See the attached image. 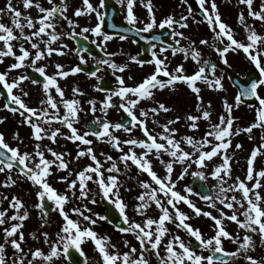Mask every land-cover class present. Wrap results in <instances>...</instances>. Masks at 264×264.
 Instances as JSON below:
<instances>
[{"label":"snow or ice","instance_id":"snow-or-ice-1","mask_svg":"<svg viewBox=\"0 0 264 264\" xmlns=\"http://www.w3.org/2000/svg\"><path fill=\"white\" fill-rule=\"evenodd\" d=\"M120 3H124V0H119ZM184 4H188V0H182ZM199 8L203 12L204 19L208 23L209 27L215 33V39L222 41L223 38H227L229 43L223 48H216V51L219 53L220 57L223 59L225 53L229 50H243L244 53L249 55L250 60L255 64L256 68L260 71V76L264 77V64H262L260 59V52L257 50L256 54H253L250 50L258 49V45L264 43V35H260L256 32L255 28L245 23V17L243 11L240 12L239 21L244 26L245 32L247 33V43L238 41L234 38L233 30L229 25L224 23L221 19V15L218 9V6L215 0H197ZM48 3L51 4V7L41 6L39 0H22L23 8L29 9L35 7L38 9L39 16L36 20L30 15H22V12L18 7H14L12 0H7V3L4 8H0V14L5 12L11 16V24L8 25L4 22H0V42H2V47H0V62L3 61L5 57H14L15 63H12L9 66L8 71L0 72V85L3 89L7 91V101L12 104L18 105V107H10L9 103L6 102L4 107L9 109L13 113H19L22 117V123L29 124L33 129V137L37 141L35 145V151L32 153L23 152L21 153L18 147H11L7 142H5L3 133H0V172H5L6 170L11 173V170L14 167L18 168L19 174L24 178L31 181L34 186L38 187L37 197L38 203L35 205L37 209L41 212V218L45 219L48 216V209L45 205V200L51 201L55 207L52 210L59 211L60 215L64 220V224L56 234V239L50 243V249L47 253H44L41 249L37 248L34 251H31L32 259L27 261V264H34V261L37 258H42L43 261L51 262L54 258H60L63 256L64 259L69 260L70 262V250H75L80 256H84L81 245L85 239H91L94 242V245L100 254L103 264H149L148 259L145 257V252L150 251L157 256L160 261V264H203L204 261L207 264H213L215 253H223L224 250L221 247L222 238H230L234 241L239 242V247L235 252L226 253V255L235 257L242 252L245 254L244 258L249 262V264H261V261L255 259L254 257L247 255V252L254 247L252 236L248 233H259L260 240L264 243V207L261 206L264 202V197L260 195V192L257 191L264 185L261 184L260 178L264 177V169L255 173V182L251 187L247 186V181H252L254 179V161L261 150L264 149V143H262L258 148H254L248 158V168L245 180H240L239 177L236 178V181L229 185L227 188L224 187L225 179L224 177H230L231 168L230 161L232 157L227 153V150L231 146V138L234 135H239L241 132H246L251 134L253 128H264V97H261L257 89L260 86H264V78L257 79L252 81L250 87L243 88L240 93L235 97V106L243 102L242 97H255L259 106L256 108L257 118L256 121L245 128H236L235 131H232L234 120L236 119L232 115L233 105L225 101V108L227 114L221 115L219 117V122L216 124H210V130L206 132L205 136L201 140H195L192 136H184L181 139L190 146L193 151H185L181 147L179 140L175 138V133L177 132L176 128L170 127L177 121L180 117L177 116L175 119H170L166 124L161 125L163 132L159 136L152 134L146 124L147 119L149 118V113L152 116L157 115L159 112L163 111L165 113L169 112L171 109L165 106L164 103H157V106L150 109L139 110V116L134 112V109L137 107L139 102L142 99H152L153 98V89L162 90L166 87H173L177 82H183L188 85L193 93L196 94L199 108V102L201 101L200 97V88L196 86L197 81L205 82L210 88L215 87L222 89L223 85L221 83V78H214L209 80L208 76L205 74L206 67L209 66V61L204 60L201 63V54L195 48L193 42L189 47H176L173 48L171 45H168L167 48H161L160 52L164 53L171 48L172 54L183 53L185 60L189 57L200 64L201 66L191 75L184 74L185 69L183 65H177L176 68L169 72L167 70V65L165 63L166 57L161 58L157 55L155 51L152 52V63H154L155 70L152 74L145 77L142 82L138 83L135 86H126L124 79L122 77L118 78L119 88L116 90L108 91L104 88H101L99 85L96 86V90L106 92L105 98L100 102V112L107 115V110L109 108L117 107L118 110H123L130 117V125L127 126L123 123H111L106 119H101V117H96L91 123L93 125H99L98 130H92L89 132H84L80 134L78 129L74 127V122H77L79 119L78 112L82 111L80 108V100L76 99V96L83 95V92L80 91L78 87L72 88L73 98L65 99L64 91L58 84L57 78H67L69 75L76 74L81 72L83 69L77 65L73 66L69 70H64L63 65L57 63L55 68L57 71L53 75H47L45 73V66L35 67L36 62L47 56H52L53 53L58 55H63V48H66L67 45L61 47L53 48L51 45L58 41L61 35H67L72 39H75L78 35L82 36L85 32H92L96 36H102L103 41H110L113 39L112 35L107 34L102 30V26L105 21V13L100 9L105 7V0H99L98 7H94L90 0H83L84 7L78 8L75 10V16H81L84 14L95 13L97 18V23L94 27L83 28L80 33L75 31V21L68 19L67 23L72 26V31L66 33H58L56 31V21L60 18L67 19L65 16L67 10V4L65 0H61L60 3H54L53 0H48ZM141 3L147 8L149 20L147 23H144L143 28L136 29L133 27V31H143L148 32L154 27L164 28H173L174 25L179 28H187L188 16H181L179 19L174 18L172 15H168L159 23L155 18L153 11V6L151 0H141ZM239 4H243L247 7L248 17L253 18L254 20H259L264 23V0H261L258 10H254L253 4L254 0H238ZM208 5L207 7L205 5ZM134 0H127V15L125 19L130 25L135 26L137 23V17L133 12ZM189 15L192 12L191 6L188 7ZM24 20L25 23H22L21 20ZM38 25V27H37ZM115 27V25H113ZM25 28L32 29L28 34L25 33ZM18 30V35L16 31ZM51 30V31H49ZM174 36H179L183 38L184 33L174 31ZM47 36L46 40H42V37ZM87 39V37H84ZM120 40L126 39L125 36H119ZM14 41H19V55L14 51ZM27 42L30 44V48L34 51V55L30 52L29 49L24 47V43ZM40 43H44L45 50H41ZM95 43V41H93ZM176 43L179 45L180 41L177 40ZM201 44H207V40H201ZM103 49V45H98ZM155 47V46H153ZM81 51H86V49H81ZM115 53H106L108 58L99 60V64L107 65L109 68L114 71L123 72L128 67L127 64L118 65L114 61H111V56ZM31 59V64L29 66L35 68V71L40 73L43 77L42 88L45 93L46 99L40 101L41 105H47L41 110L29 107L23 100L21 95L14 94L13 90L19 88L22 81L29 79L26 75H20L17 78L8 80V72L13 69H19L25 67V61L29 58ZM81 62L84 61V57L80 56ZM130 60L136 62L139 65H143V60H138L137 56H131ZM227 63V60H224ZM215 65H211V69L215 70ZM99 71V68L97 69ZM97 71L88 73L91 77H96L97 80H100V77L97 76ZM167 77V80H162L160 76ZM131 78V77H130ZM33 84L37 83V80H32ZM54 87L56 93L59 94L60 103L65 109L64 114L59 115V108L57 102L54 100L51 95L50 89ZM129 94L135 97L129 98ZM4 95L3 92H0V96ZM23 96H27V92L22 93ZM113 97H118L120 100L119 105L112 103ZM90 106V111L92 113L96 112V101L89 100L87 102ZM251 107V105H249ZM49 107L55 110L51 115L49 114ZM39 119L40 117L44 118L43 123L51 124L52 121H58L62 125L66 126L70 130V134L66 137L72 141H79L83 145H92L93 141L87 139L89 135H92L97 138V140H106L108 143H111L115 148L120 149L121 143L139 146L144 151L137 155L136 152L129 149V152L123 153L120 157V160L125 163L131 161L140 171L147 173L151 181L157 186L153 187L147 181L141 182V187L147 191L141 193L137 200L139 203L136 206L137 212H143L150 207V202H154L156 207L160 209V215L158 219H153L151 217L147 218L144 224L137 223L135 221H130L129 217L125 213L127 205L122 201L119 196V177L111 173H119L120 169L117 167V164L113 162L111 167L106 169L110 175L107 177L104 176L102 171L101 162L97 159V156L93 152L92 147H88L86 150L82 149L77 152L76 158L84 157L85 155L89 156L90 159L94 162L89 164L82 170L76 173V179L68 181V176L72 175L71 170H69V164L64 159L66 153H59L54 151L51 148L45 146V149L42 150L41 144L39 143L43 139L47 138L55 143L57 135H63L60 132V128L55 130L48 131L42 127L41 123L33 122V118ZM208 120L210 118V112L204 110L201 116L197 115H188L187 122L188 127L191 129H196L198 127L197 121L199 119ZM153 123H156L153 120ZM139 127L140 130L144 133L146 139L137 140L135 138L124 140L123 142L113 134L115 130L123 129L125 132H131L133 128ZM209 137L214 138L216 143L213 144ZM18 138V134H17ZM158 139L163 142H158ZM249 139H252V136L249 135ZM261 140L264 141V136L261 137ZM212 144V147L208 151H204L203 148L206 145ZM240 144L236 145V148H241ZM45 151L49 152L53 159H48L45 156ZM122 151V149H121ZM167 153L173 160L165 162L161 159V154ZM198 153V155H196ZM149 154H154L155 158L160 160L162 164L165 165L166 175L160 177L152 169L151 161L148 159ZM221 156L222 162L217 164L214 167V170L211 172V176L216 178L219 181V193L216 196V199L224 205L227 209H232V214L226 215L222 210L220 211V218L212 216L210 212H203L199 207H196L187 195H182L180 192L174 190L175 182L172 181L171 173L173 172V163H185L188 162L189 166L191 163H195L198 168H203L206 161H211L213 157L217 155ZM193 156L196 158L193 160ZM107 160L111 161L112 157L107 156ZM56 166L57 171L68 170V176L60 177V181H68V189L71 190L72 195L76 196V192H79L77 199H87L89 195V190L87 187L88 181H93L95 174V183L98 184L99 189L103 198L110 200L111 203L119 209L121 216L123 217L124 224L128 225L127 227L117 226L118 230L121 233H134L136 239L140 244L139 255L133 258L132 254L137 252L135 247H131L129 252L118 253V252H109V246L115 248V245H110V238L107 236L100 237L98 234L89 227H82L77 220L70 218L69 213L65 211V204L69 200L67 192L58 193L57 190L52 187L48 182V177L51 175L52 166ZM188 172V168H184L181 174L177 179H183L184 174ZM223 173V175H222ZM194 177H199L201 180L205 179V175L202 171H197L192 173ZM15 180H12L11 175H9L8 180L5 181L6 187H9L15 184ZM185 191L187 193H192L193 190L191 187H187ZM239 191L242 194V200H237L235 195L231 197L225 196L227 192H236ZM158 193H162L166 198V202L162 203L161 198L158 197ZM251 194V195H250ZM5 200H8V197H4ZM201 199L208 201L210 206L215 208V202L213 198L209 195L201 196ZM3 201H0L2 203ZM92 203H95V199H92ZM183 202L193 209L195 215L199 216L203 214L206 217L211 218L214 221V226L216 228L215 235L211 238L204 239L199 229L193 228L190 224L185 221L189 219L180 209L177 207V204ZM246 202L247 207L244 208V203ZM9 208L13 210L12 215H7L9 208L0 210V226L6 224V222L17 221L16 223H11L10 227H4V243H0V264H8V258L6 256L5 246L10 244L14 249L12 259V264H24L26 253H24L21 244L24 242V233L21 230L23 228V222L28 218L29 212L24 209V204L20 198L13 195L8 201ZM234 204L239 205L241 208H244V211L241 215L244 217L243 220H240L237 216V212L234 209ZM169 207L173 210V214L170 213ZM21 209H24L21 214ZM72 212L78 214L83 220L88 221L89 225H95L98 220H107L106 216H100L99 214H94L93 216L85 215L84 211L91 212V209L87 208V205L84 206V210L81 208H73ZM178 221L177 227L184 228L187 232L199 242V246L209 249L213 254L208 256H202L196 254L189 246L180 239L179 236L173 237L165 245L166 256L161 257L159 253V246L161 245L162 238L167 234L168 229L165 226L166 222ZM228 219L235 222L239 228L245 230V235L242 240L239 236L232 237L231 234L225 230V227L222 224V219ZM111 222V221H109ZM155 225V228L153 226ZM18 234V239L16 238ZM33 238H37L35 233L32 234ZM45 243H49L48 233H42ZM125 246L128 245V241H124ZM146 245L150 247H146ZM174 245H178L180 251H177ZM19 254V255H17ZM216 259H222L221 257H215ZM86 264V261H85Z\"/></svg>","mask_w":264,"mask_h":264},{"label":"rangeland","instance_id":"rangeland-1","mask_svg":"<svg viewBox=\"0 0 264 264\" xmlns=\"http://www.w3.org/2000/svg\"><path fill=\"white\" fill-rule=\"evenodd\" d=\"M41 6L43 7H51L52 5L48 3V0H39ZM54 3L60 2V0H53ZM67 4V10L65 13V16L67 17L66 21L68 19L75 21L76 20H82L74 15L75 12V0H65ZM7 3V0H0V8H4ZM13 6L18 7L20 11L22 12V15H30L33 20H36L38 16L40 15L38 12V9L35 7L24 9L22 0H12ZM0 22H4L8 25L11 24V16L8 13L0 14ZM22 23H25V21L22 19ZM81 27L75 26V31L77 33H80L83 28H87V23L82 22ZM38 27V25H37ZM25 33L28 34L32 31V29L25 28ZM51 31V30H49ZM56 31L58 33H66L72 31V26L68 28L66 25H63L62 22L59 20L56 21ZM79 31V32H78ZM83 33V34H87ZM16 34L18 35V30L16 31ZM214 37V36H213ZM48 37H42V40H46ZM215 39V38H214ZM19 41H14V51L17 55H19ZM63 45H67L66 48H63V55H58L56 53H53L52 56H45L41 60L36 62L35 67H41L45 66V73L47 75H53L57 71L55 68V65L57 63L63 65L64 70H69L73 66H77L78 60L76 56L78 55L76 44L74 40L67 36V35H61L60 39L56 42H54L51 47L57 48L61 47ZM264 43H261L258 45V49H254L255 53L257 50H259L261 59L264 64V56L261 54L260 47L263 46ZM0 47H2V42H0ZM24 47L26 49H29L30 52L33 53L34 51L30 48V44L25 42ZM41 50H45L44 43H40ZM196 48V47H195ZM198 51L202 48H196ZM231 56V54H230ZM240 57V56H237ZM32 57L30 56L25 61V67L19 68V69H13L8 72V80L11 82L12 79L19 77L20 75H26L28 73L29 68H33L29 66L31 64ZM205 59L203 58L201 60V63ZM207 60H214L219 62V56L216 51V45H212L209 43L208 48V57ZM14 57H5L2 62H0V72H6L9 69V66L12 63H15ZM232 60L230 61L228 68L232 70ZM125 64L128 65V67L125 69L126 73L131 72V63L129 62V59L125 62ZM222 66H224L225 63L221 62ZM233 65H236L235 58L233 59ZM201 65L197 62L192 60V74L198 70V68ZM27 69V72H26ZM107 69L111 70V73L115 75V71L109 67ZM206 73H208V66L206 67ZM125 74V73H124ZM148 74H144L141 76L134 73V76L132 79H129L126 83L127 86H135L138 83L142 82V80L147 77ZM128 77V74L127 76ZM104 78H106L104 75L100 76V80L96 81V84L99 85L100 82H104ZM214 78H221V83L223 85L222 89L215 88V87H209L206 83L196 82V86L200 88V97L202 98L199 102V108L197 107L198 101L196 94L191 91V89L185 88V93L182 95L183 91L181 87L175 88L173 91L170 92V96L173 99H180L184 100L185 103L179 104L177 106L175 104L174 109L175 113L172 117V119H175V117L179 116L182 120L185 119V122L183 127L185 128V134L179 136H175L177 140L180 141L181 147L188 152H192L193 149L188 146L181 138L184 136H192L195 140H201L207 131L210 130V124H216L219 122V117L221 115L227 114V110L225 108V101H227L229 104L233 105L232 109V115L236 119L233 123L232 131H235L236 128H245L249 126L250 124L254 123L257 118L256 108H253V106H249L247 104H244L242 102L239 107L235 106V97L238 95L236 87L231 83L228 75L225 72H222L221 70L217 73L213 74V76H209V80H213ZM58 84L61 87V89L64 91V98L70 99L73 98L72 88L78 87L81 92H83V95L76 96V99L80 100V108L82 111L78 112L79 119L77 122H74V127L78 129V132L80 134H83L84 132H89L90 130H87L83 124L85 122H91L96 117L105 118L111 123H119L124 115H127L122 109L118 110L117 107L109 108L107 110V115L104 116L103 113L100 112L101 104L100 102L104 100L105 96L100 93L98 90H96V87L94 92H90L92 90H88L89 85L85 82V79L79 75H69L67 78H57ZM110 80V78L108 79ZM107 81V80H106ZM113 84H115L113 82ZM2 87V85H0ZM119 88V87H118ZM51 95L53 96L54 100L57 102L58 108H59V115H63L65 112V109L63 108L62 104L60 103V97L59 94L56 93L55 88L52 87L50 89ZM14 94L21 95L24 102L32 108L37 109L38 111L41 110L44 107H48L47 105H41L40 101L43 99H46L45 93L43 91L42 85L40 84H33L32 81L29 79H26L21 82L19 88L13 90ZM27 92V96H23L22 93ZM258 94L261 97H264V86H260L258 88ZM129 98H135L129 94ZM89 100H95L96 101V112L92 113L90 111V106L87 103ZM149 99H142L139 102V105L134 109V112L137 116H139V110L141 108L147 110V103ZM182 102V101H181ZM112 103L115 105H119L120 100L118 97H113ZM4 98L0 96V133H3L5 142H7L11 147H18L20 152H29L32 153L35 151V145L37 141L33 137V129L30 127L29 124L22 123V117L20 114L13 113L9 109H6L4 107ZM259 104V103H257ZM254 105V104H251ZM18 106V105H17ZM208 109L210 112V118L208 120H205L203 118L199 119L197 121L198 127L196 129H191L188 127L187 122V116L188 115H197L201 116L202 112ZM49 114L51 115L55 110L51 109L49 107ZM44 118L40 117L39 119L33 118V122L41 123L42 127H44L49 132L52 130H55L56 128H60V132L63 133V135H57L55 143H53L51 140L45 138L39 143L41 144L42 150L45 149V146L48 148L53 149L56 152L59 153H66L64 159L69 164V170H71L72 175L68 176V170H62L57 171L56 166L53 165L51 168V175L48 177V182L54 187L58 193H65L67 192L69 196L68 202L65 204V211L69 213V216L73 220H77L82 227H89L91 226L92 229L98 234L100 237L107 236L110 238V245H115V248H112L109 246L108 250L109 252H118V253H124L129 252L131 247H135L137 249V252L135 254H132L133 258L139 255L140 252V244L138 240L135 237L134 233H121L117 228H115L112 223H110L107 220H98L95 225H89L88 221L83 220L82 217H80L78 214L72 212L71 210L73 208H81V210H84V206L87 205L88 209H91V212L84 211L85 215L93 216V218H96L94 214H99L100 216H105L106 214V208L103 204V196L101 194V190L99 189V186L97 183H95V174H93L94 180L87 182V187L89 190V195L87 199H77L79 196V192H76V196L72 195L71 190L68 189V181H71L73 179H76V173L88 166L89 164H93L94 162L90 159L89 156L85 155L84 157H80L79 159L76 158L77 152L79 150H86L88 147H92L93 152L97 156V159L101 162L102 165V171L104 172V176L107 177L110 175L106 171V169L111 167V164L115 162L117 164V167L120 169V172L117 173H111L114 175H118L119 177V196L122 199V201L127 205L125 209L126 215L129 217L130 221H135L137 223H141L142 225L146 221L147 218L151 217L153 219H158L160 213V209L156 207L154 202H150V207L143 211V212H137L136 206L139 203L137 200V197L141 194L146 192L147 190L141 187L142 181H147L150 184H152L153 187H157L150 179V177L147 175V173L140 171L134 164H132L131 161L127 162V166H125V163L120 160V157L123 155V153L129 152V149L131 148L132 151L136 152L137 155L141 154L144 150L140 148L139 146H132L127 144H121L120 149L117 152H113L111 147L112 144L108 143L106 140H97L96 137L89 135L87 139H90L93 141L92 145H83L80 144L79 141H72L67 139L66 137L70 134V130L62 125L58 121H52L51 124L43 123ZM179 121L177 123V126H179ZM140 129V128H139ZM136 128H133V134L139 130ZM150 129V128H149ZM127 133V134H126ZM18 134V138H17ZM115 136L125 139H132L134 136L132 135V132H125L122 129L115 130L113 132ZM249 135L252 136V139H249ZM264 136V128H253L251 134L246 132H241L239 135H234L231 138V146L227 150V153L232 157L230 161V168H231V174L230 177H224L225 184L224 187L227 188L229 185H232L236 178L239 177L240 180H245L247 168H248V158L250 157V154L254 148H258L264 141L261 140V137ZM178 137V138H177ZM121 140V139H120ZM209 140H211L214 143L216 141L214 138L209 137ZM163 142V141H162ZM240 144L241 148H236V145ZM212 147V144L206 145L203 150L208 151ZM122 149V151H121ZM198 155V153L196 154ZM45 156L48 159H53L51 154L47 151H45ZM107 156H111L112 160L109 161L106 159ZM196 157L193 156V160ZM148 159L151 161L152 169L157 173L158 176L164 177L166 175V168L165 165L160 162V160L156 159L154 154H149ZM161 159L165 162H168L170 160H173L172 157H170L167 153L161 154ZM221 156L218 154L216 157H213L211 161H206L205 166L203 168H198L195 163H191L189 166L188 162L185 163H179L174 162L173 163V172L171 173L172 181L175 182V189L176 191L180 192L182 195H187L188 199L192 201L193 204H195L196 207H199L203 212H210L212 216H216L217 218H220V211L222 210L226 215L232 214V209H227L222 205L218 199H216L217 194L219 193V181L211 176V172L214 170V167L221 163ZM188 168V172L184 174L183 179H177V177L181 174L184 168ZM254 179L252 181H247V186L251 187V185L255 182V173L260 171L261 169H264V149L261 150L260 154L257 155L254 161ZM202 171L205 175V179L201 180V182L207 187V189L210 190L212 193L211 196L215 202V208L210 206V203L208 201H205L201 199L202 194L198 191V189L191 187L192 181L194 179V176L192 173ZM9 175H11L12 180H15V184L6 187L5 181L8 180ZM223 175V173H222ZM62 176H68V181H60V177ZM261 184L264 185V179L260 178ZM187 187H191L193 192L187 193L185 191ZM38 187L34 186L31 181L24 178L21 174H19L18 169L15 167L11 170V173H9L7 170L5 172H0V201H3L0 203V210H3L5 208H9L8 201L11 199L13 195L17 196L21 199V201L24 204V209L28 210L29 216L28 218L23 222V228L21 229L24 233V242L21 244V247L26 253L24 264H27L28 260L32 259L31 251H34L35 249L39 248L44 253H47L50 249V243L54 241L57 237L56 234L60 232L64 220L62 216L60 215L59 211L52 210L54 209L55 205L51 202L52 208L49 212L48 218L42 219L41 218V212L39 209L35 207V205L38 203V197H37V191ZM257 191L260 192V195L264 197V187H261ZM159 198H161L162 203L166 202V198L163 196L162 193L157 194ZM232 195H235L237 200H242V194L239 191L236 192H227L225 193V196L231 197ZM251 195V194H250ZM7 196L8 200H5L4 197ZM92 199H95V203H92ZM262 207H264V202L261 204ZM177 207L180 209L181 212H183L189 219H187L185 222L190 224L193 228L199 229L202 238L208 239L215 235L216 228L214 226V221L204 216L203 214L197 216L195 215L192 208H190L188 205H186L183 202H180L177 204ZM247 207L246 202L244 203V208ZM244 208H241L239 205L234 204V209L237 212V216L240 220H243L244 217L241 215V213L244 211ZM24 209H21V214ZM169 211L171 214H173V210L171 207H169ZM13 210L9 208V211L7 215H12ZM17 221H11L6 222L5 225L0 226V243H4V233L3 228L4 227H10L11 223H16ZM178 221L174 222H166V227L168 229L167 234L162 238L161 245L159 246V253L161 257L166 256V250L165 245L168 243L169 240L173 239V237L179 236L180 239L185 243V245L189 246L193 251L196 252L198 255L202 256H208L212 255L213 253L203 247H197L196 245L192 244V240L195 238L192 237L186 229H182L180 227H177ZM222 224L225 227V230L228 231L232 237L239 236L242 240L243 236L245 235V230L238 227V225L230 221L228 219H222ZM155 228V225L153 226ZM48 233V240L49 243H45L44 237L42 233ZM33 233H35V236L37 238H33ZM252 236V241L254 244V247L252 248V251H248L247 255H250L254 257L255 259L261 261V264H264V243L260 240L259 233H248ZM18 239V234L17 237ZM124 241H128V245L125 246ZM146 247H150L146 245ZM175 249L177 251H180L178 245H174ZM221 247L223 250L232 252L236 251V249L239 247V242L234 241L230 238H222V244ZM82 251L84 253V257L86 259V264H103L102 259L100 257V254L98 253L94 242L89 238L85 239V241L81 245ZM6 256L8 258V264H12V259L14 258L13 253L14 249L11 247L10 244H7L5 246ZM19 255V254H17ZM244 253L242 252L239 254L241 257V261H238V263L235 262H216V260L213 261V264H249L247 260L244 258ZM145 257L148 259L149 264H160L159 259L155 254H153L150 251L145 252ZM34 264H49V262L43 261L42 258H37L34 261ZM51 264H73L70 260H66L61 256L60 258H54V260L51 262ZM203 264H207L206 261L203 262Z\"/></svg>","mask_w":264,"mask_h":264},{"label":"flooded vegetation","instance_id":"flooded-vegetation-1","mask_svg":"<svg viewBox=\"0 0 264 264\" xmlns=\"http://www.w3.org/2000/svg\"><path fill=\"white\" fill-rule=\"evenodd\" d=\"M146 2L147 0H145V3ZM215 2L218 6L222 21L231 27L234 33V38L236 40L244 43L248 42L246 39L247 33L245 32L244 26L239 21V15L241 11H243L244 13L245 23L252 25L258 34L264 35V23L260 22L259 20H254L253 18L248 17L247 7L243 4H239L238 0H215ZM90 3H92L94 7H98L99 0H90ZM151 3L153 6V11L157 23H159V21H161L168 15H172L176 19H179L181 16H188V20H187L188 27L179 28L178 26L174 25L173 28H168L167 26H165L164 28H160L157 26L148 32L133 31L131 30L133 27H135L136 29H141L143 28L144 23H147L149 20L148 10L141 3V0H134L133 12L134 15L137 17V23L135 26L130 25L125 19L127 15V0H124L123 4L120 3L119 0H105V7L103 9H100L102 12L105 13V21L102 26V30L107 34L112 35L113 39L110 41H103L102 36H96L90 31L86 35L85 34H83L82 36L78 35L75 39H73L76 44V49L78 52V55L76 56L78 60L77 65H79L83 69L81 72L76 73L75 75H79L85 79V82L89 85L88 90L89 91L92 90L90 91L91 93L95 91L93 89H95V87L97 86L96 84L97 79L96 77L89 76L88 73L97 71L98 68L99 71H97V76L100 77L104 75L106 77L104 78L103 83L102 82L99 83V86L108 91H112L118 89V87L120 86L118 82L119 77H122L124 79V83L126 85L127 81L129 79H132L134 73L138 75L141 74V76L144 74H148V75L152 74L155 70L154 63H152L153 51H155L157 55L161 58L166 57L165 63L167 65V70L169 72H172L177 65L182 64L185 69L184 74L191 75L192 59L190 57L187 60H185L183 53L178 52L176 53V55H173L171 48H168L166 52L161 53L160 49L167 48L168 45H171L173 48L189 47L190 45L193 44V42H195L194 46L196 48H202L201 50H199L201 54V60L203 58L207 60L209 43L212 45H216V48L217 47L223 48L229 43L226 37L223 38L222 41L214 39L215 33L212 31V29L209 27L208 23L204 19L203 12L199 8V4L197 0H188V4H184L182 0H151ZM260 3L261 0H254V4H253L254 10H258ZM189 5L191 6L192 9L190 15L188 12ZM205 6L207 7L208 5L206 4ZM83 7H84L83 0H75V10L78 8L82 9ZM76 17L82 19V20H76V24H75L76 27H81L82 25H84L81 24L82 22L87 23L86 25L87 28L94 27L95 24L97 23V18L95 13L84 14ZM58 20L62 22L63 25H66L68 28L71 27V25L67 23L66 19L60 18ZM113 25H115V27H113ZM174 31L183 32L184 33L183 38L179 36H174L173 35ZM121 35L125 36L126 39L120 40L119 36ZM85 36L87 37V39L84 38ZM177 40L180 41L179 45L176 43ZM201 40H207L208 43L201 44L200 43ZM78 41L81 42L80 46L82 49L93 47V50L81 51V49H79V45L77 44ZM93 41H95V43H93ZM101 44L103 45V49L101 47H98V45ZM260 49L262 50L261 54L264 56V45L261 46ZM250 51L253 54H256L254 49ZM106 53H115V55L111 56L110 59L111 61H114L118 65L125 64L127 59H129V62L132 64L131 67H133L131 68V72L126 73V71L120 72L117 70L115 71V75L112 74L111 70L107 69L108 67L107 65L98 63L99 60L108 58L106 56ZM217 54L219 56L220 63L214 60H210V61L207 60L209 61V63L212 62L216 66L215 70L213 71V74L221 70L222 72H225L230 79L229 71L231 69L228 68V65L231 60H232L231 62L232 70L240 77H246V75L252 70L255 69L259 70L258 68H256L255 64L250 60L249 55L247 53H244L242 49L236 51L229 50L227 53H225L223 59L220 57L218 52ZM80 56L84 57L85 62H81ZM131 56H137L138 60H143L144 61L143 65L141 66L136 62L131 61L130 60ZM234 58L236 60V65H233ZM225 59L227 60V63L224 62ZM260 59H261V55H260ZM221 62L225 63L224 66H222ZM261 62L263 64L262 59ZM31 70H35V68H29L27 73V77H29V80L32 81L33 79H35L37 80L36 85L37 84L42 85L43 83L42 81H40L37 78H32L29 76ZM127 74L128 77H126ZM205 74H207L206 70H205ZM109 78L110 80H108ZM159 78L162 80H167V77H164L162 75ZM113 82L115 84H113ZM198 82H201L203 84L205 83L203 81H197V83ZM178 87L182 88L183 91L182 95H184L185 93V88L186 90L189 89L187 84L183 82H177L173 87H166L165 89L162 90H156V89L152 90L154 95L152 99H149L147 103L148 105L147 109L157 106L158 102L164 103L165 106L171 109L167 113L161 111L155 116H152V114L149 113V118L147 119L146 124L148 129L150 128L149 131L152 134L159 136V134L163 132L161 125L166 124L168 120L172 119L175 113V109L177 108L175 104L179 106V104L185 103L184 100H180L179 98L173 99L169 94L170 92H174L173 90L175 88L178 89ZM99 92L102 93L104 96L106 95V92L104 91H99ZM237 92L239 94L238 89ZM244 104L251 105L245 102ZM15 106L18 107L17 105ZM174 106L176 107L175 109ZM251 106H253V108H257L259 104H257L256 102L254 103V105ZM101 119H105V118H101ZM123 119L119 123H123L124 125L131 126L130 123L129 124L127 122L124 123ZM153 120H155L156 123H153ZM184 122L185 119L182 118V120H179L180 123L179 126H177L178 121L170 126L177 129L175 136L177 135L181 136L185 134V128L182 125L184 124ZM137 129H139V127H137ZM133 131L134 130H132L131 132L135 139L137 140L146 139L144 133L140 129L137 130L134 134ZM120 139L121 142L127 140L125 138H120ZM158 142H162V141L158 139ZM262 179H264V177H262ZM224 251L228 253L234 252V251L229 252L226 250ZM249 251L251 252L252 249H250ZM238 261H241V257L239 255L232 257L230 261H216V262L238 263Z\"/></svg>","mask_w":264,"mask_h":264},{"label":"water","instance_id":"water-1","mask_svg":"<svg viewBox=\"0 0 264 264\" xmlns=\"http://www.w3.org/2000/svg\"><path fill=\"white\" fill-rule=\"evenodd\" d=\"M77 44L79 45V49H82L80 46L81 42L78 41ZM84 49L92 51L93 47L84 48ZM212 64L213 63H209V66H208L210 74H212V71H213L211 69ZM29 76L32 78H37L43 82V77L41 76L40 73L36 72L35 70H31ZM230 77H231L232 83H234L238 87L239 93L242 90V87L243 88L250 87L252 81L262 78L259 73L251 72L247 75L246 79H242V78L238 77L233 71L230 72ZM1 92L4 93L3 97L5 98L6 102H8L6 89H2ZM242 100L244 102H248V103L257 102V99L255 97H242ZM8 103H9L10 107H16L15 104H12L11 102H8ZM123 122L124 123L127 122L129 124L130 118L125 117L123 119ZM84 126L91 131L99 129V125H93L91 122L85 123ZM112 150L114 152H117L119 149L115 148L112 145ZM192 187L198 189L204 195H211L212 194L210 192V190L207 189V187L201 182V179L199 177H194V180L192 182ZM103 201H104V205L106 206V209H107L106 217L108 218V220L111 221V223L113 225H115L116 227L117 226L127 227L128 225L124 224L123 217L121 216L119 210L114 205H112L109 200L104 198ZM45 205H46L48 212H49L51 209L50 202L45 200ZM182 229H184V228H182ZM192 244L199 247V242L196 240H193ZM215 257H221L222 259H216ZM215 257H214V260H216V261H228L229 259H232V256L226 255L225 252L215 253ZM70 260L72 261L73 264H85V261H86L84 256H80L75 250H70Z\"/></svg>","mask_w":264,"mask_h":264}]
</instances>
